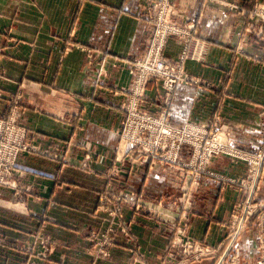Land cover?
<instances>
[{
    "label": "crops",
    "instance_id": "1",
    "mask_svg": "<svg viewBox=\"0 0 264 264\" xmlns=\"http://www.w3.org/2000/svg\"><path fill=\"white\" fill-rule=\"evenodd\" d=\"M155 1L0 0V118L17 104L13 116L27 140L59 153L19 157L15 178L30 189L32 214L9 217L13 192L0 185V264H176L181 229L214 251L189 264H235V254L236 264H257V217L237 252H227V236L234 206L253 189L264 203V158L257 167L250 160L264 156V24L250 18L264 0H172L174 22L190 32L170 36L164 56L176 62L196 47L186 58L188 79L171 96L160 79L146 85L150 113L220 132L247 153L249 160L212 157L205 168L213 174L129 154L122 139L134 99L130 70L149 48ZM181 159L191 161L190 146ZM110 224L116 235L100 255L90 237ZM44 235L48 257L28 252Z\"/></svg>",
    "mask_w": 264,
    "mask_h": 264
},
{
    "label": "built area",
    "instance_id": "2",
    "mask_svg": "<svg viewBox=\"0 0 264 264\" xmlns=\"http://www.w3.org/2000/svg\"><path fill=\"white\" fill-rule=\"evenodd\" d=\"M232 7L238 8L236 5ZM153 9L156 12L155 15L150 16L154 28L152 38L149 41V48L144 56L134 59L132 70H130L134 78V99L126 107L128 117L123 138L128 136L127 139L132 140L131 149L139 146L138 154L161 158L172 168H181V170L185 167L200 168L199 166L202 164L208 166L210 159L219 154L249 160L246 152L235 145H231L228 137L220 132H204L195 124L175 127L168 120L166 113L157 116L146 109L147 82L153 78L161 79L167 95L171 96L177 85L188 79L184 71L186 58L190 54H194L196 50V47L193 50L187 48L176 62L166 59L164 48L167 39L172 35H182L186 38L190 30L174 22L172 17L175 14V6L172 0H156ZM250 18L251 20L257 18L264 24V7L253 8L250 12ZM5 129L4 119H0V135L5 132ZM131 132H133V137H130ZM186 145L192 148V159L188 163L183 162L180 157L183 146ZM250 157L254 167L259 166L264 158L262 153ZM123 197L132 200L134 203L138 202L137 198L131 199L125 195ZM254 217H257L259 229V259L257 264H264V203H256L254 189L243 202L233 208L231 229L227 236L229 239L227 252H237L239 239ZM179 233L181 235L179 247L182 250L183 258L176 264H189L214 254L210 247L188 240L184 236V230L181 229ZM108 240L112 241L113 239L109 237ZM227 256L225 254L223 259ZM236 261L237 255L235 254L231 258V262L236 264Z\"/></svg>",
    "mask_w": 264,
    "mask_h": 264
},
{
    "label": "rangeland",
    "instance_id": "3",
    "mask_svg": "<svg viewBox=\"0 0 264 264\" xmlns=\"http://www.w3.org/2000/svg\"><path fill=\"white\" fill-rule=\"evenodd\" d=\"M153 28H154V23H152V31H151L150 39L152 38V35H153ZM131 70H132V67H131ZM153 79H158V78H153ZM9 111L11 112V114L5 117V119L3 118L5 122V126H6L5 132L2 133V135H0V185L9 186V188H11L13 192L12 193L13 195L11 196V198L7 199V202H6V205L9 208V213L7 212L9 217H12V214H13L12 211L14 210L15 211L17 210L21 212L22 214L26 213L27 215L28 214L30 215L33 213V211L27 205L26 196L24 194V192H26V195L29 194L30 189H27L26 187L25 188L26 191H23V187L19 185V183L17 182V179L15 178L18 172V170H16L17 169L16 166H17L19 157L23 153L31 152V151L40 153L42 155L53 154L55 156H58L59 153L56 151H51V149L49 148L50 146H45V148H42L41 144L38 145L33 142H29L27 140L28 139L27 127L23 126V124L19 122V116L18 117L13 116V114H17V104L11 103ZM123 135H124V130L122 132V139L124 140L125 144L127 143L128 145L127 148H129L128 149L129 154L139 153V149H140L139 146H135L134 148L131 149L130 145H131L132 140L127 139L128 136H125V138H123ZM219 136L222 137L221 134H219ZM130 137H133V132H131ZM205 166H206L205 164H202L199 167L200 168L203 167L202 169H204ZM193 169L194 168H192V172H194ZM203 171H206V173L208 174H212L208 170V167L205 168ZM104 202L108 203V200ZM110 207H111L110 208L111 214L114 215L115 212H117V214L120 212V209L118 208L117 205L115 206L113 204ZM0 219H1V216H0ZM115 235H116V229L110 224L105 230H99V231L93 232V234L90 237V241L93 244L97 245L98 247L97 253H99L100 255H106V254L108 255L109 250H107V247H109V245L111 244L110 243L111 241H109L108 239L109 237H112V239H114ZM0 241L5 242L6 240L3 236H0ZM50 241H52L50 236H45V235L36 236L35 239L33 240V243L29 244V246L26 248L28 252L33 253L34 255H38L39 257L41 256V257L46 258L48 257V254H49ZM11 244L14 246H18L15 242H11ZM36 245L38 246L37 249H35Z\"/></svg>",
    "mask_w": 264,
    "mask_h": 264
}]
</instances>
